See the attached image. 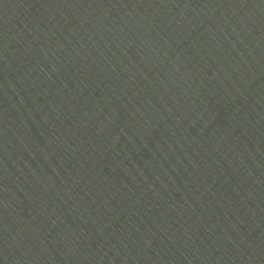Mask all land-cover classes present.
<instances>
[{
    "label": "water",
    "instance_id": "1",
    "mask_svg": "<svg viewBox=\"0 0 264 264\" xmlns=\"http://www.w3.org/2000/svg\"><path fill=\"white\" fill-rule=\"evenodd\" d=\"M0 264H264V0H0Z\"/></svg>",
    "mask_w": 264,
    "mask_h": 264
}]
</instances>
